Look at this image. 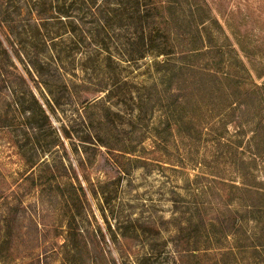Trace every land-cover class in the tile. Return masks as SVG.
Wrapping results in <instances>:
<instances>
[{"label": "rangeland", "instance_id": "374dc122", "mask_svg": "<svg viewBox=\"0 0 264 264\" xmlns=\"http://www.w3.org/2000/svg\"><path fill=\"white\" fill-rule=\"evenodd\" d=\"M84 13L0 90V264H264V0L176 6L168 56Z\"/></svg>", "mask_w": 264, "mask_h": 264}, {"label": "trees", "instance_id": "16d2710c", "mask_svg": "<svg viewBox=\"0 0 264 264\" xmlns=\"http://www.w3.org/2000/svg\"><path fill=\"white\" fill-rule=\"evenodd\" d=\"M190 1L192 0H176L174 2L178 7L187 8ZM171 6H168L165 0H0V90L2 87H4L3 91L13 87V90L9 91L11 97L15 96L20 99L18 86L15 88L14 82L18 80L16 85H28L33 78L32 73L43 68L40 51L42 47L44 49L45 42L42 43L41 40L37 39L43 29L45 30L43 36L54 34L48 30L53 21L71 37L69 43L73 47L80 46L76 23L79 22L78 16L81 13L85 14L86 11L91 13L92 22L98 23L96 33L100 32V28L113 23L118 13L131 11V17L125 20L121 16L120 22L125 21L126 23L141 25L144 28V21H146L150 36L144 38V31L142 30V41L144 42L146 39L149 41L148 44H153L150 41L154 40L152 34L163 37L164 43H159L155 52L159 56L172 55L176 52L170 42V35L181 37L184 34V28L179 25L175 27L174 24V31L171 33L164 31L167 30L168 25H172L169 20L171 19V12L176 6L173 8ZM189 11L190 17L188 16L189 19H187L192 23L191 25L194 24L195 19L204 23L201 16V18H195V12L208 11L203 5H190ZM50 13H54L56 16L49 17ZM34 16L38 17L34 18ZM154 24L157 25L156 28H153ZM54 35L60 36L61 34L56 32ZM27 36L30 38L29 42L25 41ZM51 40L55 41L54 38ZM14 56L25 64L26 73L24 75L18 73L15 63L10 61ZM1 95L2 93H0V99ZM20 105L23 106V102H20ZM25 117L32 125L31 122L36 118V115L30 114L28 116L27 114ZM237 222L238 219L235 220V224Z\"/></svg>", "mask_w": 264, "mask_h": 264}]
</instances>
